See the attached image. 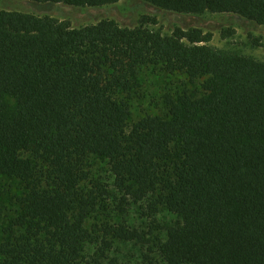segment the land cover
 <instances>
[{
  "label": "trees",
  "instance_id": "1",
  "mask_svg": "<svg viewBox=\"0 0 264 264\" xmlns=\"http://www.w3.org/2000/svg\"><path fill=\"white\" fill-rule=\"evenodd\" d=\"M21 1L101 8L123 0ZM143 1L264 27V0ZM211 41L198 29L164 36L112 20L74 28L0 10V177L25 185L15 220L24 232L1 248L2 264H93L86 224L103 190L83 189L93 156L108 161L124 201L182 219L158 244L164 264H264V63ZM148 65L206 77L205 95L168 98L169 119L130 126L125 96ZM109 229L124 242L147 241L122 225Z\"/></svg>",
  "mask_w": 264,
  "mask_h": 264
},
{
  "label": "rangeland",
  "instance_id": "2",
  "mask_svg": "<svg viewBox=\"0 0 264 264\" xmlns=\"http://www.w3.org/2000/svg\"><path fill=\"white\" fill-rule=\"evenodd\" d=\"M0 10L48 16L67 21L74 28L112 20L122 28L134 29L144 24L146 28L164 36H170L177 29H198L212 35L209 44L212 48L264 63V27L236 15H181L162 10L143 0H123L101 8L0 0ZM138 78L139 87L125 96L130 105V126L147 116L169 119L168 98L177 99L181 95H188L197 100L205 95L203 84L206 77L191 81L185 73H167L160 66L148 65L139 70ZM172 150L177 158L179 145L173 144ZM23 157L30 158V154L24 153ZM86 170L89 179L83 189L91 190L97 184L103 188L86 224L92 234L88 244L89 261L93 264H164L158 244L166 239L168 229L182 226V219L167 210H160L152 216L146 203L124 201L122 194L114 188L107 160L90 157L86 162ZM24 192L25 185L22 182L0 177V264L6 261L1 248L24 232L15 226L20 211L19 198ZM119 225L137 230L147 241L128 243L114 238L108 233L109 228Z\"/></svg>",
  "mask_w": 264,
  "mask_h": 264
}]
</instances>
